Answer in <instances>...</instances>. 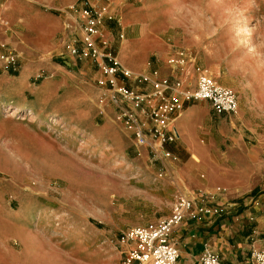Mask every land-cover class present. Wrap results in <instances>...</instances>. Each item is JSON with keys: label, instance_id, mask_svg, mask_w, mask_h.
Masks as SVG:
<instances>
[{"label": "rangeland", "instance_id": "obj_1", "mask_svg": "<svg viewBox=\"0 0 264 264\" xmlns=\"http://www.w3.org/2000/svg\"><path fill=\"white\" fill-rule=\"evenodd\" d=\"M6 1L0 0V54L18 56L20 64L17 69L7 67L0 56V77L8 75L5 83L12 85L21 60L28 59L17 44L19 35L24 33L33 46L34 30H22L1 11ZM18 1L62 19L60 47L35 55L43 65L60 64L62 73L43 66L29 78L31 89L22 98L37 106L38 112L28 106L12 115L19 101L0 103L4 119L0 123V264H123L121 231L169 215L175 189L171 179L159 175L160 166L148 150L134 145L113 110L98 104L99 94H91L92 74L85 73V61L67 53L72 32L65 28L61 9L81 0ZM108 1L112 15L103 18L100 35L111 41L122 31L123 13L146 10L160 30L138 19L134 23L151 32L154 47L166 46L173 53L194 29L209 33L208 41L218 45V51L235 47L234 54L245 56L235 89L237 98H242L241 121L233 131H242L250 148L264 150V0ZM169 9H175L174 21L163 24ZM62 75L66 81L56 93L34 95L50 78ZM74 81L85 90L69 87ZM19 125L24 129L12 138L6 135L8 126ZM28 235L34 239L30 249L25 246Z\"/></svg>", "mask_w": 264, "mask_h": 264}, {"label": "crops", "instance_id": "obj_2", "mask_svg": "<svg viewBox=\"0 0 264 264\" xmlns=\"http://www.w3.org/2000/svg\"><path fill=\"white\" fill-rule=\"evenodd\" d=\"M174 10L167 11L163 24L174 21ZM1 11L20 24L24 28L22 30L33 28L34 33L31 40L33 46H30L24 33L19 35L17 44L28 59L21 60L19 71L14 76L15 84L5 83L8 75L0 77V103L16 98L19 101L15 106L17 109L29 106L30 110L38 112L37 106L26 102L22 95L31 89L29 78L43 66L55 74L62 73V66L56 62L43 65L42 61L35 60L36 54L45 55L60 47L57 37L62 30V19L31 10L18 0H7ZM134 19L141 20L151 29L160 30L157 29V21L152 22L146 10L123 13L120 24L125 34L116 45L117 54L132 72L149 73L155 69L160 77L173 75L179 78L183 87H193L198 70L202 69L218 83L237 93L238 76L242 74L247 61L244 60L245 56L234 54L237 50L235 47L218 51L219 46L208 41L209 33L193 29L186 33L187 38L182 46L171 53L166 46L154 47L151 32L147 28H138ZM178 50L183 51V64H168L167 59ZM74 67L80 70L76 65ZM85 71L86 74L94 72L88 61L85 62ZM63 80L66 81L64 75L50 78V83L42 85L34 95L51 96L54 90L55 93L58 91ZM71 86L85 90V86L77 81ZM92 87L94 97L100 94L97 87ZM241 102L242 98L239 97L238 110L234 114L216 113L207 100L186 103L175 120L179 139L166 145L170 157L154 162L159 164L162 175L171 179L175 190L187 195L194 191L216 193L214 204H233L227 214L197 219L187 217L174 227L171 236L179 252V264H200V255L205 246L216 252L225 264H247L252 250L264 249V150L250 148L245 144L242 131H233L236 123L241 121L238 113ZM3 120L0 116V123ZM107 126L111 129L110 124ZM227 128L230 130L227 131ZM21 129L24 128L20 125L14 128L8 126L6 135L12 138Z\"/></svg>", "mask_w": 264, "mask_h": 264}, {"label": "built area", "instance_id": "obj_3", "mask_svg": "<svg viewBox=\"0 0 264 264\" xmlns=\"http://www.w3.org/2000/svg\"><path fill=\"white\" fill-rule=\"evenodd\" d=\"M65 28L72 35L66 42L67 53L77 61H88L94 68L91 82L100 89L98 104L111 108L122 129L136 147L146 148L153 162L170 157L166 145L179 139L175 120L184 105L207 100L213 110L235 113V91L221 85L206 70H198L193 87H183L173 75L158 76L157 70L134 73L118 58L116 45L124 38L119 32L113 41L100 35L102 20L111 17L108 0H81L61 9ZM7 67L17 69L20 57L0 54ZM183 51L167 59L170 65L183 64ZM161 176L162 173L160 172ZM215 193L194 191L190 195L175 190L172 212L155 223L129 227L121 231L123 264H179V252L172 230L183 219L220 216L233 204H214ZM200 264H225L209 246L200 255ZM247 264H264V249L251 251Z\"/></svg>", "mask_w": 264, "mask_h": 264}, {"label": "bare ground", "instance_id": "obj_4", "mask_svg": "<svg viewBox=\"0 0 264 264\" xmlns=\"http://www.w3.org/2000/svg\"><path fill=\"white\" fill-rule=\"evenodd\" d=\"M17 113H20L19 109H16V110L14 111V113H12V115L17 114ZM24 212H25V211H24ZM8 218H10V217H8ZM23 218H24V217H23ZM23 218H22V220H23ZM20 222H21V221H20ZM22 222H23V221H22ZM33 243H34V239H33V237H31L30 235H28V237L25 238V246H26V248L30 249V248L32 247Z\"/></svg>", "mask_w": 264, "mask_h": 264}]
</instances>
